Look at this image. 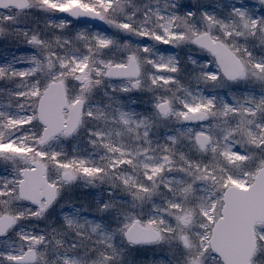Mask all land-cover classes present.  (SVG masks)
Returning <instances> with one entry per match:
<instances>
[{"label":"snow or ice","instance_id":"snow-or-ice-1","mask_svg":"<svg viewBox=\"0 0 264 264\" xmlns=\"http://www.w3.org/2000/svg\"><path fill=\"white\" fill-rule=\"evenodd\" d=\"M154 2L20 0L0 16L31 50L0 61V264H123L117 239L162 248L167 264H264V0H232L223 18L198 0ZM36 11L107 31L50 39L20 22ZM161 46L198 50L185 61L194 87ZM132 92L157 93L150 112L124 110ZM80 181L113 191L51 227Z\"/></svg>","mask_w":264,"mask_h":264},{"label":"rangeland","instance_id":"rangeland-1","mask_svg":"<svg viewBox=\"0 0 264 264\" xmlns=\"http://www.w3.org/2000/svg\"><path fill=\"white\" fill-rule=\"evenodd\" d=\"M132 2L134 5L140 8H143L144 5L146 4L150 5V7L156 6L154 0H132ZM160 2L162 4L163 0H160ZM231 2L232 0H200L198 1V3L202 6L203 10L210 9V14L220 16L221 18H223L226 15L228 11V6ZM72 4H76V0H72ZM129 10L131 11V9ZM14 13H15L14 10H7L4 12L0 11V16L4 14L12 15ZM51 14L53 17L47 13L36 11L34 12L33 16L30 19L22 18L20 22L28 29L38 31L41 35H45L50 39L53 37H60L61 40L67 38L71 41L74 38L75 34L79 31L87 30L88 33H90V30L86 27L78 28L77 26H74L71 24L67 25L65 21L61 20L58 17V15L56 16L55 13H51ZM48 17L50 18L51 22H53V20L55 19L56 29H52V27H48L47 25L49 23ZM136 19L138 21L142 20L143 16L140 14H137ZM61 23L65 24L67 27L64 29L57 27ZM14 27L15 25L13 24H0V61L14 59L18 55L15 54L11 58L10 54L16 51H22L20 50L22 48L25 49L24 51L28 52V53H22V55L30 54L31 50L28 49L26 46L22 45V41L18 40L15 37V34L13 32ZM147 27L155 28L156 24L155 22H153L151 25H147ZM68 28L71 29L74 33L67 34ZM45 29L47 30L45 31ZM103 31H107V29ZM124 39L132 40L133 43L137 42L131 36L124 37ZM75 43L76 42L73 41V44ZM139 43H141L142 45L151 46L150 42L147 40L139 41ZM155 50L156 48L154 49V51ZM171 51L174 52L173 56H175V52H177L178 61L180 63V66L183 68V63H181V61L184 60L183 59V54H184L183 48H181L179 51L177 49H172ZM113 52L115 55L119 56L118 50L114 49ZM188 74L189 73H187L184 70V74L180 77V79L184 85H189V83H191L192 86L194 87L195 86L194 82H190L188 80ZM259 87L260 85H253L254 89H259ZM238 89L241 91L249 90L248 85L232 86L231 88L232 91H236ZM222 92H226V95H227V90H222ZM155 94L157 93L155 92L153 93L132 92L126 95L125 97L129 100H132V102L134 103L133 108H131L129 112L136 113L137 116L150 112L152 97ZM160 94H163V93L161 92ZM257 94L259 93L257 92ZM206 95H210V94H206ZM95 99L99 100L101 105H103L104 100H103L102 93L98 92ZM168 127H173V126L168 125ZM153 134H154L153 136L154 141L156 143H159V142H162V139L165 135H169L171 133L167 132L166 128L162 126L159 128H153ZM85 140H86V137L81 140V143H80L81 150L86 149L87 154H91L90 159L97 161L99 163H103L104 161L100 160V156L103 155V153L102 152L96 153L95 150L85 142ZM95 183H96V187H91L88 184L84 183L83 181H80L77 184L69 188H66L61 198V203L71 204L72 207L66 206L64 208H60L59 205H57V207L53 210L52 215L50 217L52 219L51 227L57 226L60 216L63 213H72L78 208L82 210L85 206L91 208L93 207L92 201L94 198H99L102 201L103 199L107 197V193L109 191H113L110 188L109 184L106 182L96 181ZM81 215L82 216L88 215L89 218H91L89 213H84L83 211H81ZM113 226L115 225L113 224ZM41 227H44L43 222H38L37 229H34V230H38ZM117 242H118L117 243L118 246L123 250V254H122L123 264H159V262L161 261L168 260V257L165 255V252L162 248H157L155 246H146L142 248L141 247L127 248V246H125L124 244L119 243V239H117Z\"/></svg>","mask_w":264,"mask_h":264},{"label":"flooded vegetation","instance_id":"flooded-vegetation-1","mask_svg":"<svg viewBox=\"0 0 264 264\" xmlns=\"http://www.w3.org/2000/svg\"><path fill=\"white\" fill-rule=\"evenodd\" d=\"M76 5V4H75ZM58 15H59V13H58ZM59 18L61 19V20H63V21H65V23L67 24V25H74V26H83V25H87V27L89 28V29H96V31H103V30H106V28H105V26H103V25H101V26H94V25H90V24H84V23H80L79 21H76V20H73V19H68V18H66V17H64V18H62V17H60V15H59ZM183 52H184V54H183V61H182V63H183V69L187 72V73H189V66L188 65H186L185 64V61H186V58H187V55H188V53L183 49ZM197 59H200V57L199 56H197L196 57ZM203 60H207V58L206 57H203L202 58ZM189 75V74H188ZM235 86V85H234ZM205 94H211V93H205ZM170 133V132H169Z\"/></svg>","mask_w":264,"mask_h":264},{"label":"water","instance_id":"water-1","mask_svg":"<svg viewBox=\"0 0 264 264\" xmlns=\"http://www.w3.org/2000/svg\"><path fill=\"white\" fill-rule=\"evenodd\" d=\"M4 3L7 5L6 8L12 7L14 9H16V5L20 3V0H4ZM6 8L5 7H0V10H4ZM67 16H69V15H67ZM69 17L73 18L72 16H69ZM75 19H77V18H75ZM78 19L81 20V21H84V22L100 24L98 21L90 20V19H87V18H78Z\"/></svg>","mask_w":264,"mask_h":264},{"label":"clouds","instance_id":"clouds-1","mask_svg":"<svg viewBox=\"0 0 264 264\" xmlns=\"http://www.w3.org/2000/svg\"><path fill=\"white\" fill-rule=\"evenodd\" d=\"M183 49L188 53L187 57H188L189 55H192V56H195V57L199 56V52H198V50L195 49V48H190V46H186V47H184ZM179 50H180V49H178V51H179Z\"/></svg>","mask_w":264,"mask_h":264}]
</instances>
